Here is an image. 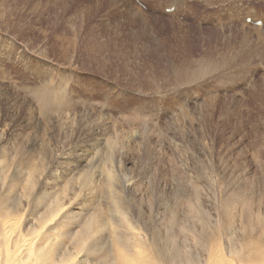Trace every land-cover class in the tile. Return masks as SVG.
<instances>
[{
    "label": "rangeland",
    "instance_id": "rangeland-1",
    "mask_svg": "<svg viewBox=\"0 0 264 264\" xmlns=\"http://www.w3.org/2000/svg\"><path fill=\"white\" fill-rule=\"evenodd\" d=\"M77 111L104 140L72 142ZM6 171L33 186L23 231L64 205L76 264H122L124 223L175 228L198 264L208 237L226 262L264 252V0H0V199Z\"/></svg>",
    "mask_w": 264,
    "mask_h": 264
},
{
    "label": "bare ground",
    "instance_id": "bare-ground-1",
    "mask_svg": "<svg viewBox=\"0 0 264 264\" xmlns=\"http://www.w3.org/2000/svg\"><path fill=\"white\" fill-rule=\"evenodd\" d=\"M169 4L165 5L164 7L168 6ZM47 106L48 105H46L45 107ZM90 114L91 113L89 111H77L76 113H74L75 128L73 130L72 142L80 141L81 143H83L81 145L91 146L92 140L98 139V137L103 138L102 136L105 133V129L100 130L98 128L99 123H96L93 118L91 119ZM77 117L78 119H75ZM82 120H86L85 125L81 123ZM104 128H106V125L104 126ZM104 139L105 138H103V140ZM107 142L108 138L106 137L105 143ZM69 143L70 141L59 146L62 147ZM68 146L69 145H67V148L66 146H64L61 149L65 152L68 149ZM79 149L80 147L78 148V150ZM17 163L18 161H16L15 164L17 165ZM89 166L90 168L87 171L86 175L83 177V181L86 180V176L88 179L91 176V173L94 174V171L96 170L95 166H97L96 159L91 158L89 161ZM14 167L16 168L15 165ZM2 174L4 175V173ZM12 176L15 177L14 174L8 173V171H6V174L4 175V186L7 189L12 187V189L9 191L5 190V192H3L4 195L0 199V264H76L75 259L82 251L83 240L81 239L82 236L79 233L72 235L67 234L65 230L59 231L61 226H59L58 224V218L61 211L64 209V205L62 203L49 205L47 210L37 219L35 226L28 229L27 231H23L21 228V220L23 212L25 211L22 210V212H20V210L18 209V205L21 204V197L27 198V196H34L32 192L33 186L30 184V181L28 179L25 180L23 188H28V193L26 192V190H23L20 197L17 194L16 190L14 191V189H17L19 183L21 182L17 181L13 184V181L11 180ZM107 185L109 186V188H112L114 190L109 193V198L112 200V203L114 204L113 206L116 207L118 215L121 216L122 219H124L125 213L123 212L122 207L119 203L120 197L118 195L116 196L117 188L112 182L109 173H107ZM125 187L126 192L129 193L130 188L128 186ZM35 201L37 200L35 199ZM30 206L32 207L33 203ZM110 219H112V221L115 220V218ZM123 225L128 226L130 229H133L135 234H139L140 237H136L132 242L121 244L122 248L120 249L122 250H120V252L124 254H122L124 258L120 259L122 264H185L186 261L188 262V264H198V259L193 255L188 256V254L186 255L185 252V256L182 253L180 249L181 244L179 242L180 238L178 237V239H176L177 234L174 230L175 228L172 229L173 232H169L168 230H166L164 234H160V232L155 231L151 234L152 236L150 237V233L148 234L146 230L144 231V229H142L139 224L127 225L124 223ZM93 226L94 222L92 218H90L86 225L87 238L89 237L87 234L92 231ZM49 230H51L50 234ZM112 231L116 235V239L121 238L118 234V228L116 225H112ZM67 238H69L70 240L69 245H71L72 251L69 249L63 254H60L59 251L55 253L54 248L57 245V242H59L58 246L60 247L63 239ZM206 241V247L203 249L205 252V260L204 262L202 261V264H264V252H261L259 250H254L255 252H249L250 248L248 249V251L243 252V255L241 253L242 257L240 256L238 259L236 257L237 261H235V258H231L229 259L230 261L228 260L229 262H226L224 258L223 260H219L218 256L215 259L213 258V255L215 253L212 250V246L214 248L212 239L208 237ZM230 249L229 251L226 250L229 257H231L233 253ZM56 250H58L57 247ZM222 252L223 249L221 251V255L223 254Z\"/></svg>",
    "mask_w": 264,
    "mask_h": 264
}]
</instances>
